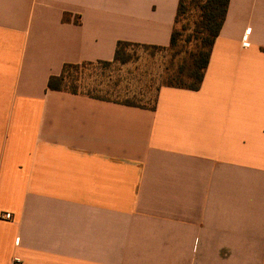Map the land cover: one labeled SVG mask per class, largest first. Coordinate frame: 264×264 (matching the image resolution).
I'll return each mask as SVG.
<instances>
[{"label": "crops", "instance_id": "obj_1", "mask_svg": "<svg viewBox=\"0 0 264 264\" xmlns=\"http://www.w3.org/2000/svg\"><path fill=\"white\" fill-rule=\"evenodd\" d=\"M178 5L0 0V264H264V0H230L202 87L155 109L48 89L169 46Z\"/></svg>", "mask_w": 264, "mask_h": 264}, {"label": "trees", "instance_id": "obj_2", "mask_svg": "<svg viewBox=\"0 0 264 264\" xmlns=\"http://www.w3.org/2000/svg\"><path fill=\"white\" fill-rule=\"evenodd\" d=\"M229 5L230 0H179L169 46H151L119 41L112 61L67 63L63 66L59 76L50 78L48 89L74 95H87L95 99L113 101L133 107L155 109L157 97L151 107L141 105L137 99L131 97L114 100L107 95L99 94L97 87L91 81L92 76L90 77V73L98 72L99 67H103L100 70H105L129 64L133 60L130 50L142 47L154 51H165L170 56L169 64L164 71L162 87L198 91L202 87L212 50L225 23ZM180 24L182 30L178 29ZM187 29L190 30V33L185 40H182L184 31L187 32ZM188 44L192 48L184 51V46L187 47ZM184 53L185 56L181 57Z\"/></svg>", "mask_w": 264, "mask_h": 264}, {"label": "rangeland", "instance_id": "obj_3", "mask_svg": "<svg viewBox=\"0 0 264 264\" xmlns=\"http://www.w3.org/2000/svg\"><path fill=\"white\" fill-rule=\"evenodd\" d=\"M178 29L182 30L181 24ZM189 33L188 29L187 32L184 31L182 40H185ZM184 47V51L192 48L189 44ZM130 53L133 55L132 62L105 70H100L103 67H99L98 72L90 73L91 81L101 95H107L114 100L131 97L137 99L139 104L151 107L162 87L164 71L169 64L170 56L165 51H154L142 47H135L130 50ZM183 56L185 53L181 55Z\"/></svg>", "mask_w": 264, "mask_h": 264}, {"label": "built area", "instance_id": "obj_4", "mask_svg": "<svg viewBox=\"0 0 264 264\" xmlns=\"http://www.w3.org/2000/svg\"><path fill=\"white\" fill-rule=\"evenodd\" d=\"M1 218L4 219V220H10L12 218V215L11 214H6V215H3ZM13 264H22V262L21 261H14Z\"/></svg>", "mask_w": 264, "mask_h": 264}]
</instances>
